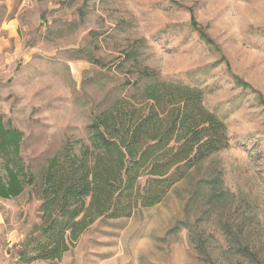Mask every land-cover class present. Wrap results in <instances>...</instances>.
<instances>
[{
    "label": "rangeland",
    "instance_id": "1",
    "mask_svg": "<svg viewBox=\"0 0 264 264\" xmlns=\"http://www.w3.org/2000/svg\"><path fill=\"white\" fill-rule=\"evenodd\" d=\"M145 67L202 88L229 146L57 261L20 255L40 201L0 198V264H264V0H0V115L36 175Z\"/></svg>",
    "mask_w": 264,
    "mask_h": 264
},
{
    "label": "trees",
    "instance_id": "2",
    "mask_svg": "<svg viewBox=\"0 0 264 264\" xmlns=\"http://www.w3.org/2000/svg\"><path fill=\"white\" fill-rule=\"evenodd\" d=\"M137 88L88 126V141L66 143L38 175L21 155L23 131L0 115V198L29 189L41 222L20 253L60 260L99 217H129L160 203L207 157L229 146L224 120L202 88L161 80L145 67Z\"/></svg>",
    "mask_w": 264,
    "mask_h": 264
}]
</instances>
